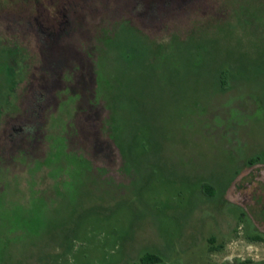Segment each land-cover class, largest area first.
Segmentation results:
<instances>
[{
    "label": "rangeland",
    "instance_id": "rangeland-1",
    "mask_svg": "<svg viewBox=\"0 0 264 264\" xmlns=\"http://www.w3.org/2000/svg\"><path fill=\"white\" fill-rule=\"evenodd\" d=\"M256 236L264 0H0V264H264Z\"/></svg>",
    "mask_w": 264,
    "mask_h": 264
},
{
    "label": "trees",
    "instance_id": "trees-1",
    "mask_svg": "<svg viewBox=\"0 0 264 264\" xmlns=\"http://www.w3.org/2000/svg\"><path fill=\"white\" fill-rule=\"evenodd\" d=\"M254 238L264 240V237H260V236H256ZM215 248H217V247H215ZM156 260H157V256H155L153 254H147L144 257L145 262L156 261Z\"/></svg>",
    "mask_w": 264,
    "mask_h": 264
}]
</instances>
